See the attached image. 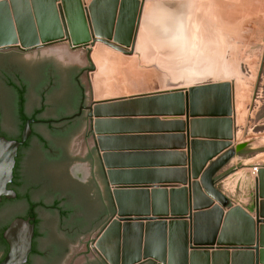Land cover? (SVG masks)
I'll return each mask as SVG.
<instances>
[{"label":"water","instance_id":"obj_1","mask_svg":"<svg viewBox=\"0 0 264 264\" xmlns=\"http://www.w3.org/2000/svg\"><path fill=\"white\" fill-rule=\"evenodd\" d=\"M56 1L0 0V51L11 48L28 51L66 43L71 52H85L90 71L95 70L91 53L96 43L124 54L134 51L145 0H141L138 8L136 4L130 15H127L128 7L124 6L123 10L121 7L116 20V0L109 1L105 17H97L99 11L94 10L95 0L88 9L81 8L77 0H70L71 8H67L66 1L69 0H59V4ZM59 51L67 55L65 59L59 58ZM12 52L0 53V66L22 69L30 78L34 66L46 59L62 60L67 64L79 62L82 55V52L68 54L67 49L58 47L48 49L45 58L39 54L35 58L30 53L21 57ZM195 89L189 88L185 93L181 89L161 90L96 100L91 97L87 116L92 146L114 206L113 215L90 242L105 264L144 261L158 264H264V166L259 167L254 178V220L241 207L231 206L228 197L216 185L222 168L245 147L244 142L208 154L210 157L199 173L198 186L190 184L188 191H184L188 200L183 198L181 202L176 200L182 193L176 182L177 171L169 164L156 162L159 156L177 155L175 149L184 145L166 150L144 149L146 142L151 143L157 138H183L181 131L185 127L186 137L189 136L188 123L183 127L177 119L185 109L188 114L191 104L188 98L191 100ZM9 101L10 93L0 77V103L10 107ZM37 103L35 97L30 98L31 107ZM7 109L4 126L10 131L13 121ZM75 115L78 113L69 118ZM38 122L33 118L26 119L18 139L0 136V198L15 197V192L6 186L12 179L18 148L29 137L31 124ZM34 127L49 137L45 125L38 123ZM81 134L71 140H79ZM69 142L70 138L65 144L67 149ZM189 148L190 144L187 146L190 154ZM22 151L27 182L42 169L52 175L50 187L56 190L61 183L58 178L66 168L52 163L42 165L41 146L37 140L33 139ZM197 156L192 155V159ZM77 170L86 174L88 169L78 166ZM213 202L216 205L211 208ZM21 209L18 205L11 206L7 214H0V222ZM47 218L51 224L53 215H47ZM30 219L16 217L3 231L8 251L0 264L26 261L34 233ZM50 226L52 229V224Z\"/></svg>","mask_w":264,"mask_h":264},{"label":"rangeland","instance_id":"obj_2","mask_svg":"<svg viewBox=\"0 0 264 264\" xmlns=\"http://www.w3.org/2000/svg\"><path fill=\"white\" fill-rule=\"evenodd\" d=\"M157 3H165L168 9L184 5L183 26H179L184 31L175 33L179 39L176 44L167 41L161 47V42L160 46L154 41L151 24L156 21L148 14ZM142 41L145 44L139 45ZM136 45L139 48L135 46L131 54H124L102 43L95 44L91 53L95 70L89 75L92 98L108 99L174 89L185 93L196 87L191 100L188 98L191 102L188 114L185 109L177 119L183 127L188 123L189 136L186 137V127L181 131L183 138H166L164 134L165 141H174L175 147L184 145L174 152L177 154L176 182L182 192L177 196L178 202L183 198L188 200L184 191H188L190 184L198 186L199 173L210 157L208 154L224 147L244 142L240 155L251 158L252 164L264 166V0H148ZM57 47L67 49L68 54L82 52L79 64L87 63L84 51L71 52L65 43L32 50L30 55L37 58L39 54L45 58L48 49ZM62 54L59 51V58L65 59L67 55ZM99 91L104 95L97 96ZM92 144L87 126L79 140H70L68 150L71 154H79ZM195 154L198 156L194 160L192 155ZM243 162L233 165L229 178L219 175L216 185L222 191L225 180L234 181V190L227 194L237 197L244 191L254 200L256 175L249 174Z\"/></svg>","mask_w":264,"mask_h":264},{"label":"flooded vegetation","instance_id":"obj_3","mask_svg":"<svg viewBox=\"0 0 264 264\" xmlns=\"http://www.w3.org/2000/svg\"><path fill=\"white\" fill-rule=\"evenodd\" d=\"M10 51L23 57L32 50L11 48L1 50L0 53ZM89 69L88 62L64 64L62 60L51 58L34 66L33 77L30 78L22 69L0 66V77L10 93L9 104L12 108L0 103V136L19 138L21 119L17 99L20 95L23 98L21 110L28 116L37 112L38 118L33 119L45 125L49 132V137L44 136L34 127L38 123L31 124V133L26 142L29 145L33 139L38 141L43 157L42 165L52 163L66 168L60 174L61 178H58V183H61L56 186V190L50 187L52 175L42 169H38L32 181L27 182L22 166L25 156L22 150L28 145L23 149H19L22 145L18 148L17 163L15 158L18 179L13 181L12 175L6 186L15 192V197L0 198V214H7L13 205L22 209L0 222V233L2 235L16 217L31 218L30 222L34 225L31 250L22 264H105L90 246L91 241H88L98 234L114 213L98 155L93 146H88L83 153L71 154L65 145L69 138L71 140L89 126L87 106L92 97L89 76L92 71ZM31 97H35L38 102L32 107L29 105ZM7 108L13 121L10 131L4 126ZM76 113L78 115L69 118ZM39 135L44 145L40 143ZM78 166H85L88 169L86 174L77 170ZM90 185L91 189L85 188ZM47 215H53L52 229ZM7 251L6 241H0V260ZM139 264L158 263L144 261Z\"/></svg>","mask_w":264,"mask_h":264},{"label":"crops","instance_id":"obj_4","mask_svg":"<svg viewBox=\"0 0 264 264\" xmlns=\"http://www.w3.org/2000/svg\"><path fill=\"white\" fill-rule=\"evenodd\" d=\"M109 1L110 0H95L94 10L95 11H97V10L99 11V14L97 15V17H105L106 16V13H104V11H105V9L108 6ZM146 1H148V0H145L144 3H143L142 13L144 11V7H145V4H146ZM157 1H159V0H157ZM60 2L61 1L57 0L56 4H59ZM76 2H78L79 6L81 8H85V9L87 8L88 9V7L91 4L92 0H77ZM140 2H141V0H116L115 20L118 17L119 10H120L121 7H122V10H123L124 6L128 7L127 15H130V12L133 11L134 6L137 4V8H138ZM66 3L68 4L67 8H69L71 6L70 0L66 1ZM164 4L165 3H157L156 7H154L152 9V11H150V13L148 14L149 18H151L152 15L155 17L156 23H152L151 24V25L154 26V29H152V30L157 29L158 31H160L162 33V31H165L167 28H171L172 27V31H177V29L175 27L176 24L173 23V22H167L166 23L165 18L169 17V16L170 17H174V16H176V14L184 15V6L182 4H178L179 6L177 5L173 9H168V8H165ZM166 9H167V11H166ZM124 14H126V13H124ZM141 18H142V14H141ZM140 22H141V20H140ZM115 25H116V22L114 23V28H115ZM139 26H140V24H139ZM138 30H139V27H138ZM136 40H137V38H136ZM135 46H136V44H135ZM165 140H166V138H161V139L157 138V139L153 140L151 143L150 142H146L145 144L147 146L144 145V149H145V147L146 148H148V147H153V148H166V147L167 148H173V147L176 146V143L174 141H165ZM250 159L251 158H244L243 156L240 155V153L239 154L237 153L222 168V170L220 172V175H222L223 177L226 176V178H229L232 175L231 174V170H232L233 165L238 163V162H241V161H244L243 165L247 166L245 168V170L248 171L249 174H250V167L252 165H258L260 167V164H257V163H255V164L253 163L252 164L251 162H249ZM156 163H158V164L159 163L160 164L161 163L162 164H169L170 166L174 167V165H176L175 164L176 163V158H175V156H172V157H170V156H159V158L157 159ZM258 170H259V168H258ZM223 189L225 191H223ZM223 189H222V192L230 200V205L231 206H239V207H241L245 212H247L250 216H252V218L254 220L255 217H254V212L253 211H254V208H255V204H254V200L252 198V195L251 194L247 195L248 192L245 193L244 191H241L240 195H238L237 197H234V195H232V194H227V193H230V192H232L234 190V181H230V180H225L223 182ZM215 205L216 204L213 202L211 204V208L214 207ZM225 211L226 210H224V212H222V213H225ZM206 219H208V218H206ZM206 223H208V222H206ZM233 224H235L234 221H233ZM237 227H236V229L239 232L240 231V227H238V228Z\"/></svg>","mask_w":264,"mask_h":264},{"label":"bare ground","instance_id":"obj_5","mask_svg":"<svg viewBox=\"0 0 264 264\" xmlns=\"http://www.w3.org/2000/svg\"><path fill=\"white\" fill-rule=\"evenodd\" d=\"M184 6V5H183ZM182 17H183V15L182 14H176V16H174V17H166L165 18V21H166V23L167 22H173V23H175L176 25H175V27H176V29H177V31H172V27L171 28H167L165 31H162V33L160 32V31H158L157 29H155V30H153V32H154V34L155 35H153V38H154V41L155 42H157V43H159V45H160V42L163 44H161L160 46L161 47H164V45L166 44V42L167 41H171V42H174V44H176V42H178V40L179 39H177L176 38V35H175V33L176 32H180V31H184L183 29H181V28H179V26L181 25V26H183L182 24ZM181 35H182V32H181ZM142 39V38H141ZM140 42V41H139ZM147 42V41H146ZM145 44L143 41L141 42V43H138L139 45L140 44ZM149 43V42H148ZM155 44V43H154ZM154 44H153V46H154ZM136 46H138V45H136ZM156 46V45H155ZM141 47V46H140ZM142 47H147V46H142ZM157 47V46H156ZM137 48H139V46L137 47ZM142 49V48H141ZM156 49V48H155ZM148 50V49H147ZM139 51V50H138ZM144 51V50H143ZM149 51V50H148ZM142 52V51H141ZM143 53V52H142ZM141 53V54H142ZM144 56H146L145 54H144ZM143 56V57H144ZM151 56V55H150ZM146 57H148V56H146ZM103 76V75H102ZM104 77H105V75H104ZM103 78V77H102ZM102 78H101V80H102ZM106 78V77H105ZM104 79V78H103ZM109 81V80H108ZM108 81H106V83H111V82H108ZM111 81V80H110ZM110 84H108V86H109ZM107 86V87H108ZM114 87V86H113ZM110 88V87H109ZM112 89V88H111ZM109 93V92H108ZM97 96H101V95H104L103 93H100V91L99 92H97ZM100 98V97H99ZM110 260V259H109ZM111 262V261H110Z\"/></svg>","mask_w":264,"mask_h":264},{"label":"trees","instance_id":"obj_6","mask_svg":"<svg viewBox=\"0 0 264 264\" xmlns=\"http://www.w3.org/2000/svg\"><path fill=\"white\" fill-rule=\"evenodd\" d=\"M22 103H23V98L20 97V95H19V96H18V99H17V106H18V111H19L18 113H19V116H20V119H21L19 129L22 128L23 123L25 122V120H26L28 117H31V118H38V113H37V112L32 113L30 116H28L26 113H24V112L21 110ZM16 138H17V137H16ZM38 139H39L40 143H42L43 145L45 144L44 141H43V139H42V137H41L40 135L38 136ZM27 145H28V142H25V143H24L19 149H23V148L26 147ZM18 159H19V157L16 158V163L19 161ZM17 179H18V171H17V164H16L15 167H14V170H13V181L16 182ZM24 198L26 199L27 196L25 195ZM0 241H1V243H4V239H3L2 235H1V233H0Z\"/></svg>","mask_w":264,"mask_h":264},{"label":"built area","instance_id":"obj_7","mask_svg":"<svg viewBox=\"0 0 264 264\" xmlns=\"http://www.w3.org/2000/svg\"><path fill=\"white\" fill-rule=\"evenodd\" d=\"M258 168H259L258 165H252V166L250 167V174H251L252 176H255V175L257 174Z\"/></svg>","mask_w":264,"mask_h":264}]
</instances>
